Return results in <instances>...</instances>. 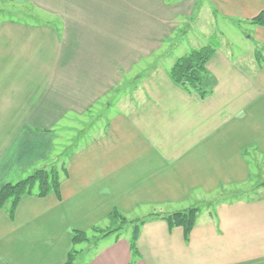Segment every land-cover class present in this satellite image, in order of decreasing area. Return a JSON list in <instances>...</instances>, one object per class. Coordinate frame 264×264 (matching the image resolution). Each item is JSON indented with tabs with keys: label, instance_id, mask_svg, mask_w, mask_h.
Masks as SVG:
<instances>
[{
	"label": "crops",
	"instance_id": "crops-1",
	"mask_svg": "<svg viewBox=\"0 0 264 264\" xmlns=\"http://www.w3.org/2000/svg\"><path fill=\"white\" fill-rule=\"evenodd\" d=\"M205 2L240 51L215 47L201 98L169 72L207 46L181 35ZM263 10L264 0H0V189L55 164L67 171L60 198L0 210V264H65L73 232L112 230L114 210L136 222L192 207L188 242L147 219L135 264H264V27L252 23ZM93 112L62 150L61 124ZM102 116L101 134L78 146ZM122 231L79 245L77 264H130Z\"/></svg>",
	"mask_w": 264,
	"mask_h": 264
},
{
	"label": "trees",
	"instance_id": "trees-1",
	"mask_svg": "<svg viewBox=\"0 0 264 264\" xmlns=\"http://www.w3.org/2000/svg\"><path fill=\"white\" fill-rule=\"evenodd\" d=\"M252 23L264 27V10L252 20ZM214 54L215 48L210 45L191 50L175 62L169 72L171 79L187 92L197 93L201 98H206L211 92V85L213 83V78L207 70V64L213 58ZM66 172L64 163L60 166L55 164L49 168L37 169L16 182L5 184L0 189V210L7 208L10 215L14 216L19 202L24 196L45 198L53 193L60 198L61 174H66ZM199 211L198 207H192L168 215L151 214L149 218L131 222L134 223V228L130 237V247L133 255V260L130 264H135L134 259L138 256L137 240L140 229L147 219L155 217L162 218L167 222L170 229L175 227L182 228L185 241L188 242L191 232L197 224ZM111 219L115 221L121 220V225L106 232L99 231L98 229L93 230V233L99 235L96 238L97 240L121 232L124 229L123 225L129 222L118 210L112 212ZM92 239L93 236H89L87 232L74 231L72 239L74 248L69 253L65 264H77L81 252L76 247L89 243ZM95 242L97 243L96 240Z\"/></svg>",
	"mask_w": 264,
	"mask_h": 264
},
{
	"label": "rangeland",
	"instance_id": "rangeland-1",
	"mask_svg": "<svg viewBox=\"0 0 264 264\" xmlns=\"http://www.w3.org/2000/svg\"><path fill=\"white\" fill-rule=\"evenodd\" d=\"M1 1H3V0H1ZM206 3L207 2H205V4H204V6H205L204 12L200 13V18H199V21L197 22L198 27L195 28V27L191 26V27H183L182 28L183 33L186 32L185 34H183V33L181 34V35H183V38L184 37L186 38V35L188 36L185 39V44H184V42L182 44L187 48L194 46V45H201V46L210 45V46H213L214 48L215 47L217 48V47H219L218 45H220L224 49H227V50H232V51H236V52L240 51L239 48L237 47V45H239V43H233L231 41V39L229 38L228 33H226L227 28L229 27L228 24L217 21V18L214 17L212 11L208 10V5ZM193 32L195 33L194 35H193ZM240 34H243V32L241 31ZM181 35H179V37ZM248 35H249V33H247L246 36L244 34L245 37H247ZM176 37H177V34H176ZM241 37H243V36L241 35ZM181 38H182V36H181ZM166 46H168V45H166ZM257 51H259V50H257ZM99 107L101 108V106H99ZM97 109H99V108H97ZM99 110H101V109H99ZM99 110L96 112L98 113ZM96 112H93V114L90 116H88V115L84 116V117L83 116L82 117L72 116L71 122L66 121V123L61 124V127L62 128L64 127L65 131H63L60 134V139H58L57 143L60 144L62 150L68 149L69 146H73L74 142L72 141V137L73 136L76 137L75 135H77L78 132H81V130L82 131L85 130V128H86L85 123L89 124L90 121L92 120V118L94 116H96V114H97ZM105 119H106V117L102 116L100 121L96 120V122H98V123L97 124L94 123L95 128L89 132L88 137L86 139H84L80 144H78V146L84 145L85 143L92 140L93 138H97L101 134L100 129H102L105 126V122H106ZM63 157L64 156L61 155L58 158L59 163L63 160ZM59 165L60 164H58V166ZM32 172L33 171H31L30 174ZM30 174H28V175H30ZM24 177H26V175ZM257 185H258V183H253L250 185L249 189L247 188L246 190H244L242 192H247V191L251 190L252 188L257 187ZM241 190H243V189H238V190L233 189V190H229V191H231L230 194L231 193L232 194H238L239 192H237V191H241ZM222 193H224V192L221 190V192L217 193L214 196L207 197V198H205V200L208 201L209 203L217 202V201L223 199ZM255 194L256 193H252V196H254ZM116 222L117 223H115V225L111 229H115V228H117V226L121 225V220H118ZM130 223L131 222H128V223L126 222V224L123 225L124 229L122 231V235H124V236L130 235V233H131ZM93 235H95V233L89 232V236H93ZM101 244H103V243H101ZM83 247L84 246H80V247L77 246L76 249L78 250V249L83 248Z\"/></svg>",
	"mask_w": 264,
	"mask_h": 264
}]
</instances>
